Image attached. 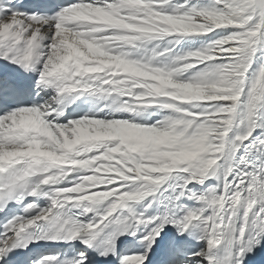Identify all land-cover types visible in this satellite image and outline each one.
Returning a JSON list of instances; mask_svg holds the SVG:
<instances>
[{
  "label": "snow or ice",
  "instance_id": "obj_1",
  "mask_svg": "<svg viewBox=\"0 0 264 264\" xmlns=\"http://www.w3.org/2000/svg\"><path fill=\"white\" fill-rule=\"evenodd\" d=\"M0 264H264V0H0Z\"/></svg>",
  "mask_w": 264,
  "mask_h": 264
},
{
  "label": "bare ground",
  "instance_id": "obj_2",
  "mask_svg": "<svg viewBox=\"0 0 264 264\" xmlns=\"http://www.w3.org/2000/svg\"><path fill=\"white\" fill-rule=\"evenodd\" d=\"M194 47H199V45L197 44V45H193Z\"/></svg>",
  "mask_w": 264,
  "mask_h": 264
}]
</instances>
